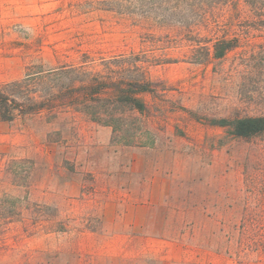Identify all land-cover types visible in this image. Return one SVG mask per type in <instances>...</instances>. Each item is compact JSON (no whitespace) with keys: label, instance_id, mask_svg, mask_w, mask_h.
I'll use <instances>...</instances> for the list:
<instances>
[{"label":"rangeland","instance_id":"374dc122","mask_svg":"<svg viewBox=\"0 0 264 264\" xmlns=\"http://www.w3.org/2000/svg\"><path fill=\"white\" fill-rule=\"evenodd\" d=\"M231 1L0 0V84L85 52L139 53L162 81L145 97L151 147H121L74 110L0 121V198L28 193L0 219V264H264V135L208 123L264 115L263 24L212 55L235 36Z\"/></svg>","mask_w":264,"mask_h":264},{"label":"trees","instance_id":"16d2710c","mask_svg":"<svg viewBox=\"0 0 264 264\" xmlns=\"http://www.w3.org/2000/svg\"><path fill=\"white\" fill-rule=\"evenodd\" d=\"M172 1L120 0L125 8L155 7L160 12L163 8L167 12ZM227 5L233 9L229 8L232 22L227 19L223 26L233 28L235 36L220 37L214 43L212 55L216 58L245 44L247 31L264 26V0H232ZM89 57L85 52L78 64L63 63L47 69L31 65L23 78L0 84V121L34 114L52 121L62 112L74 110L93 123L110 127L111 141L121 147H151L154 139L144 119L150 112L145 97L157 94L162 81L150 78L139 53L119 54L99 64H93ZM208 123L227 128V134L234 138L264 135V115L211 118ZM144 134L150 141L142 140ZM26 198L28 193L23 198L4 194L0 219L22 214Z\"/></svg>","mask_w":264,"mask_h":264}]
</instances>
